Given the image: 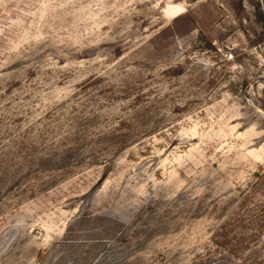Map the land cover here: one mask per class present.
I'll list each match as a JSON object with an SVG mask.
<instances>
[{
    "label": "rangeland",
    "instance_id": "rangeland-1",
    "mask_svg": "<svg viewBox=\"0 0 264 264\" xmlns=\"http://www.w3.org/2000/svg\"><path fill=\"white\" fill-rule=\"evenodd\" d=\"M0 264H264V0H0Z\"/></svg>",
    "mask_w": 264,
    "mask_h": 264
}]
</instances>
